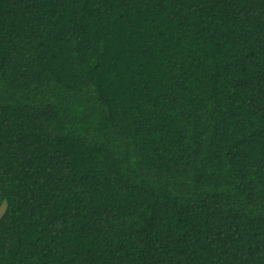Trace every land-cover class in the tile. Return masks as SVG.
Instances as JSON below:
<instances>
[{
	"label": "trees",
	"instance_id": "trees-1",
	"mask_svg": "<svg viewBox=\"0 0 264 264\" xmlns=\"http://www.w3.org/2000/svg\"><path fill=\"white\" fill-rule=\"evenodd\" d=\"M0 264H264V0H0Z\"/></svg>",
	"mask_w": 264,
	"mask_h": 264
},
{
	"label": "rangeland",
	"instance_id": "rangeland-1",
	"mask_svg": "<svg viewBox=\"0 0 264 264\" xmlns=\"http://www.w3.org/2000/svg\"><path fill=\"white\" fill-rule=\"evenodd\" d=\"M3 211H4V208L0 210V216L2 215Z\"/></svg>",
	"mask_w": 264,
	"mask_h": 264
}]
</instances>
